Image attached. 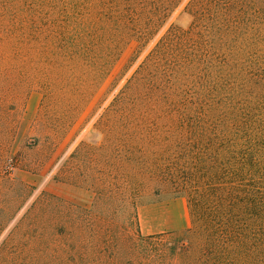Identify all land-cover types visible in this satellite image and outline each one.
Returning a JSON list of instances; mask_svg holds the SVG:
<instances>
[{"label": "rangeland", "instance_id": "374dc122", "mask_svg": "<svg viewBox=\"0 0 264 264\" xmlns=\"http://www.w3.org/2000/svg\"><path fill=\"white\" fill-rule=\"evenodd\" d=\"M179 1L146 44L113 28L79 40V23L33 24L30 10L0 23V264L213 263L169 186L173 106L131 84L172 25L189 28Z\"/></svg>", "mask_w": 264, "mask_h": 264}, {"label": "trees", "instance_id": "16d2710c", "mask_svg": "<svg viewBox=\"0 0 264 264\" xmlns=\"http://www.w3.org/2000/svg\"><path fill=\"white\" fill-rule=\"evenodd\" d=\"M179 5V0H0V23L30 10L33 24L79 23V40L98 38L103 44L112 39L107 29L113 28L119 42L135 38L146 44ZM83 11L87 15L79 17ZM187 13L189 28L172 25L131 84L173 106V130L182 140L169 186L188 198L195 231L205 234L206 247L212 244V264H264V0H192ZM97 22L104 31L95 29Z\"/></svg>", "mask_w": 264, "mask_h": 264}]
</instances>
